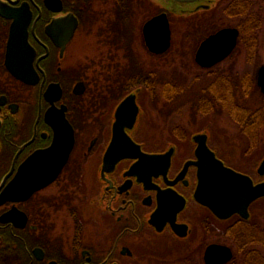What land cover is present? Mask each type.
Listing matches in <instances>:
<instances>
[{"label":"flooded vegetation","instance_id":"obj_1","mask_svg":"<svg viewBox=\"0 0 264 264\" xmlns=\"http://www.w3.org/2000/svg\"><path fill=\"white\" fill-rule=\"evenodd\" d=\"M216 1L0 0V264H133L142 244L146 255L165 253L162 264H207L208 247L220 244L231 252L223 264H232L238 251L257 254L264 247L253 235V209L264 196L249 204L247 217L234 212L220 218L196 198L194 163L195 137L204 135L226 166L254 184L263 182L259 111L229 96L222 101L237 130L247 131L239 144L217 132L215 138L213 122L168 136L165 128L153 126L145 108L162 113L167 107L165 79V89L155 90L161 78L138 59L121 62L122 28L138 32L147 54L161 59L171 49L173 20L197 18ZM237 7H245L242 0ZM162 13L170 46L154 52L144 25ZM223 27L228 26L208 35ZM202 40L194 51L202 69L225 61L237 46L204 67L195 61ZM259 67L250 77L257 86ZM129 96L122 123L138 150L124 142L127 156L104 165L116 111ZM66 121L73 130L71 149L54 146L58 136L70 135ZM42 176L53 179L39 186Z\"/></svg>","mask_w":264,"mask_h":264},{"label":"rangeland","instance_id":"obj_2","mask_svg":"<svg viewBox=\"0 0 264 264\" xmlns=\"http://www.w3.org/2000/svg\"><path fill=\"white\" fill-rule=\"evenodd\" d=\"M242 4H245V7L240 10L237 7L238 0H217L212 6L213 10L210 9V12L208 10V13L202 10L197 18L173 20L171 49L161 59H152L147 54L138 32L135 34L122 28L125 31H119L117 36L123 46L120 52L123 57L121 62L138 59L140 63H137L141 64L145 71H150L157 79L161 78V85L156 86L155 90L165 89L164 79L167 89H170L166 94L167 107L162 113L152 112L148 104L145 106L153 126L165 128L168 136L171 134L177 136V133L188 134L191 130H199L205 124L213 122L216 128L215 138L217 132L230 142L236 138L239 144L240 139L248 135L245 134L247 132L245 130L241 132L237 130V124L233 123L228 108L223 106L226 96H229L230 101L252 108L250 111L255 109L259 111L261 124L258 135L261 137L260 147L264 155V95L255 81L252 82L250 79L255 76L260 64H264V0H242ZM137 15L139 12L133 17L134 26L138 24ZM221 26L241 28L235 52L220 64L210 69H202L194 62V51L200 40ZM114 79L117 80L119 77L116 76ZM174 88L180 90L178 94L173 93ZM237 149L239 153V148ZM253 216V223L257 229L253 228V235L259 236L262 240L258 243L261 246L264 245V198L257 200ZM144 248L146 247L142 244L140 248L142 255L133 264H162L159 260L163 259L161 254L165 253L146 255ZM258 252L249 254L248 250L245 253L244 249L238 251L234 263L264 264V247H260Z\"/></svg>","mask_w":264,"mask_h":264},{"label":"water","instance_id":"obj_3","mask_svg":"<svg viewBox=\"0 0 264 264\" xmlns=\"http://www.w3.org/2000/svg\"><path fill=\"white\" fill-rule=\"evenodd\" d=\"M238 33L239 31L236 27H223L208 35L198 46L195 61L201 66L208 67L222 60L236 46ZM144 36L146 44L151 51L162 52L169 48L171 31L165 13L155 16L145 23ZM257 84L264 93V65L259 67ZM131 97L124 99L116 111L117 119L114 123V134L105 153L104 165L113 164L120 157L127 156V153H124L127 149H122L124 142L131 147L133 146L134 150L138 148V145L134 144L124 131V123H122V114L127 111L126 108L132 99ZM136 111L135 105L131 110L129 123L127 124L131 125V122L134 121ZM65 128L67 130L71 129L70 135L58 136L54 146L56 144H65L71 149L74 143V136L68 121H66ZM195 138L198 141L196 149L197 160L194 162L198 167L197 200L209 206L220 218H226L234 212L247 217L249 215V204L256 198L264 196V181L254 184L248 175L226 166L222 160L216 157L214 151L206 144V136H196ZM261 166L264 167V159ZM52 179L53 176L40 177L39 186L45 185ZM230 258V249L220 244L209 246L205 254L207 264H223Z\"/></svg>","mask_w":264,"mask_h":264}]
</instances>
